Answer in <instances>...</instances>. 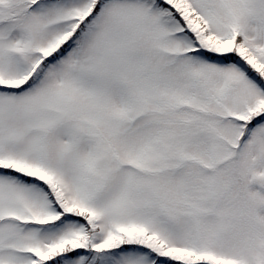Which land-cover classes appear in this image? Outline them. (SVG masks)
<instances>
[{
    "label": "snow or ice",
    "instance_id": "obj_1",
    "mask_svg": "<svg viewBox=\"0 0 264 264\" xmlns=\"http://www.w3.org/2000/svg\"><path fill=\"white\" fill-rule=\"evenodd\" d=\"M0 264H264V0H0Z\"/></svg>",
    "mask_w": 264,
    "mask_h": 264
}]
</instances>
